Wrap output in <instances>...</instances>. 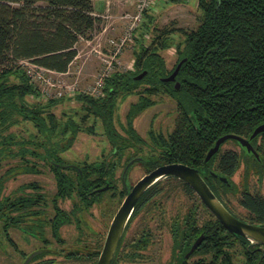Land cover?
Returning <instances> with one entry per match:
<instances>
[{"label":"trees","instance_id":"1","mask_svg":"<svg viewBox=\"0 0 264 264\" xmlns=\"http://www.w3.org/2000/svg\"><path fill=\"white\" fill-rule=\"evenodd\" d=\"M39 1L0 0V159L10 156L21 162L0 175V232L4 239L17 250L9 234L10 227H20L27 219L39 221L46 203L41 186L34 181L21 184L19 194H2L5 182L18 171L36 173L42 165L52 172L56 190L51 198L53 213L46 220L52 237L59 242L62 241L60 228L74 220L79 222V214L99 203L104 193L109 192L111 198L124 196L125 190L117 186L120 163L115 158L84 162L76 167L61 155L72 146L80 131L94 133L97 120L110 143L109 154L119 160L132 149L122 167L139 154L146 171L171 162L197 168L217 198L239 217L222 199V194L236 190L231 178L239 167L240 156L232 149L222 151L220 147L207 163L204 158L218 137L228 133L248 137L264 122V0H197L198 24L191 29L158 28L150 24L151 20L143 22L140 26L143 30L134 38L137 45L133 50V68L110 72L103 78L98 94L69 95L79 104L80 111L75 110L64 119H58L51 107L66 97L60 95L41 102V93L22 61L58 73L66 72L77 55L75 44L89 38L97 26L100 1L44 0V4ZM149 30L150 40L145 42L144 35ZM173 33L182 35L183 40L176 43L177 58L168 69L160 51L172 46ZM182 58L185 60L175 77L179 83L176 88L173 82L162 78ZM144 70V76L135 80ZM10 76L17 81L10 82ZM130 94H136L137 100L129 105L121 133L114 123L115 110L118 100ZM159 94L175 100L176 117L167 134L150 127L147 142L135 130L133 121L154 103L151 96ZM26 96L36 101L29 104ZM17 116L31 122L37 133L30 134L28 139H17L13 132H8L17 123ZM257 140L255 137L253 144ZM260 141L256 149L262 154L261 162L250 161L264 172V133L260 134ZM143 146L147 147L145 154L140 152ZM252 165H247L242 174L244 181L238 203L246 210V217L239 218L264 225V192L248 189L247 171ZM213 173L226 176L232 187L222 185ZM163 179L178 181L188 196L200 202L183 180L172 175ZM258 179L264 181V174H258ZM160 181L148 187L138 202H150L158 194ZM106 184V190L96 191ZM26 188L31 191L25 192ZM66 198L73 201L69 210L58 205L59 199ZM200 206L208 215L201 227L195 221L194 210L184 215L182 223L176 220L172 225L176 261L185 264V252L193 238L202 233L203 241L190 256L202 257L190 264H232L230 249L236 243L242 248L244 264H264V245L260 249L248 239L229 233L203 204Z\"/></svg>","mask_w":264,"mask_h":264},{"label":"rangeland","instance_id":"2","mask_svg":"<svg viewBox=\"0 0 264 264\" xmlns=\"http://www.w3.org/2000/svg\"><path fill=\"white\" fill-rule=\"evenodd\" d=\"M95 1V0H93ZM97 16L99 21L95 29L91 32L89 38H82L76 44L77 55L69 65V68L64 73H58L51 70H45L41 73L42 78L38 77V71L33 64L27 61H22L24 69L31 77V81L37 86L41 93V102L50 97H59L64 95L66 98L58 102L54 107H51L52 112L58 119H64L68 114L79 109V104L68 96L75 92H85L91 94L100 93V86L97 85L99 76L102 73L116 71H124L132 69L133 66V50L136 47L135 37H139L141 24L151 20L152 25L162 28L164 26L183 27L185 29L195 28L198 24L197 17L199 10L197 8V0H150L147 4L145 13L142 11L138 20L133 22V33L126 36V40L122 44L119 52L113 57L111 66L106 60L110 58L114 51V46L111 40L120 41L127 31L129 24L132 22L130 15L135 14L136 4L138 0H99ZM44 0L39 1V4H44ZM136 30V31H135ZM151 30L144 35L145 42L150 40ZM172 46L166 50L160 51L166 67L172 68L176 61L177 54L175 45L182 42L183 36L178 33L172 35ZM10 82H16L17 79L13 76L9 77ZM154 103L136 116L133 121L135 130L144 139L148 140L147 131L150 127L154 131L162 134H167L173 127L176 117L175 100L166 95L159 94L151 96ZM29 104L34 103L36 99L31 96H26ZM137 100L136 94H130L124 98H120L117 102L114 123L117 130L123 133L125 123V114L128 111L129 105ZM77 118V117H75ZM92 119L89 120V123ZM8 132H13L17 139H28L30 134L37 133L32 123L21 119L17 116V123L12 125ZM29 146V144H26ZM110 143L102 133L100 121H96L94 133L80 131L72 146L64 151L61 155L68 164L81 165L84 162L98 161L103 158H115L118 161V169L116 174H120L125 160L126 154L132 149L125 152L124 156L119 160L116 156L109 154ZM224 149H239V146L233 141L225 142L222 147ZM147 147L143 146L141 153H147ZM138 156H140L138 154ZM20 159L17 157L6 156L0 159V175L8 168L18 166ZM77 167V166H76ZM243 165L232 176V180L236 184V190L227 191L222 194V199L227 203L228 207L239 217H246V210L238 203V196L243 188L242 172ZM146 170L140 162H135L128 171L127 181L129 184H134L140 179ZM37 182L41 186V191L44 193L46 203L43 205L42 226L44 237L47 239L49 249L61 251V254H55L56 264H88L89 261L73 260L60 257L67 251L72 249L85 251H93L98 249L103 243L105 234L110 225V222L120 206L123 198L118 195L111 198L109 192L103 194L101 201L93 205L86 211L79 214V222L72 221L64 224L60 228V234L63 242H56L50 233L46 219L52 215L51 198L56 190V182L52 172L46 166H40L39 171L20 172L14 177L9 178L2 189L3 195L19 194V186L28 182ZM118 188L121 183H117ZM158 194L150 201L143 210L130 223L129 230L125 240H129L134 233L143 224H149V229H152L153 239L148 252V259L141 262H125L120 264H163L167 260L171 250L170 225L174 221H181L182 217L189 210H194V214L199 224L206 221L208 215L204 209L198 204V200L188 196L180 183L175 180L161 179ZM248 189L250 191L264 192V181L258 179L256 174H251L248 178ZM31 191L26 188L25 192ZM73 201L71 198L64 200L59 199L58 205L69 210L72 207ZM10 236L15 241L18 249L23 252L14 250V248L4 239L0 232V264H22L30 252L38 249L44 243L29 234L22 231L20 228H10ZM232 264H244L245 257L241 246L236 243L230 249ZM52 256V255H51ZM197 256L190 257L188 263L196 259Z\"/></svg>","mask_w":264,"mask_h":264},{"label":"water","instance_id":"3","mask_svg":"<svg viewBox=\"0 0 264 264\" xmlns=\"http://www.w3.org/2000/svg\"><path fill=\"white\" fill-rule=\"evenodd\" d=\"M184 60L185 58H182L175 66L174 70L168 76L162 78V81H172L174 82L175 87L179 88V83L175 80V77L181 63ZM145 73V70L142 71L136 75L134 79H141ZM262 132H264V122L258 124L248 137H243L232 133L224 134L218 137L215 140L213 146L206 153L204 163H207L219 150L220 146L227 140H234L241 147H243L245 151H252L254 154H256L254 148L251 145V140ZM138 160H140V157L133 158L125 164L122 170V182L124 186H126L125 178L128 170L131 168L132 163ZM168 175L175 176L187 183L188 186H190V188L195 192L200 201L205 205L208 211L223 225V227L229 233L248 239L252 244H257L260 246L264 245V225L251 223L233 215L213 193L197 168L191 167L184 163L171 162L160 164L151 169L140 179H138L130 189H127V194L123 198L119 208L112 218L103 248L99 254L96 264L112 263L118 242L138 198L154 182ZM213 175L220 180L222 185L232 187L231 182L226 176L218 175L216 173H213ZM107 187L108 184L97 188L96 191H103L107 189ZM202 239L203 235H199L196 238L186 256L189 255L201 243ZM262 255L264 256V252ZM30 257L31 256H29L27 259Z\"/></svg>","mask_w":264,"mask_h":264},{"label":"flooded vegetation","instance_id":"4","mask_svg":"<svg viewBox=\"0 0 264 264\" xmlns=\"http://www.w3.org/2000/svg\"><path fill=\"white\" fill-rule=\"evenodd\" d=\"M172 82V81H171ZM174 83V82H173ZM263 123V122H262ZM264 133V132H262ZM261 134V133H260ZM260 134H258L256 137H258V140L256 142V144H253L252 139L251 140V145L252 147L254 148L256 154H254L252 151H245V149L243 147H241L236 141L234 140H229V141H233L235 144H237L239 146V149L238 151L237 150H234L236 151V153L240 156V162H239V167L240 165H243V172L242 174H244V168H246V166H250L253 164L252 159H256L258 162H261V153L256 149V146L260 144ZM226 142V141H225ZM224 142V143H225ZM223 143V144H224ZM222 144V145H223ZM222 145L220 147H222ZM220 149V148H219ZM222 150V149H221ZM223 151V150H222ZM218 152V151H217ZM140 157V160H138L137 162H140L142 164V162L144 161L143 160V157L140 155H135L133 156L131 159L133 158H138ZM130 159V160H131ZM128 160V161H130ZM127 161V162H128ZM126 162V163H127ZM136 161H134L132 163V165L135 163ZM125 163V164H126ZM124 164V166H125ZM73 165V164H72ZM131 165V166H132ZM75 166V165H74ZM124 166L122 168H124ZM238 167V169H239ZM145 168V167H144ZM237 169V170H238ZM123 170V169H122ZM122 170L120 172V174H116V177L120 180L119 182L121 183V186H122V189L125 190V194L122 198L125 197V195L127 194V189H130L131 186L133 184H129L128 183V179H127V174H126V178H125V181H126V186H124L123 182H122ZM146 170V169H145ZM236 170V171H237ZM129 171V170H128ZM150 171V170H149ZM149 171H146L149 172ZM235 171V172H236ZM235 174V173H234ZM233 174V175H234ZM247 174H248V178L250 177L251 174H256L257 177H258V174H264L263 171L259 170L256 166H254V164L250 167L249 171H247ZM243 176V175H242ZM166 177V176H165ZM164 177L160 178V179H163ZM244 181V179H242ZM231 181L234 183V181L232 180L231 178ZM231 182V184H232ZM155 183V182H154ZM153 183V184H154ZM235 184V183H234ZM236 186V185H235ZM106 190V189H105ZM264 190V189H263ZM104 191V190H103ZM144 193V192H143ZM142 193V194H143ZM195 193V192H194ZM141 194V196H142ZM11 195V194H9ZM140 196V197H141ZM197 196V195H196ZM140 197L138 198L137 202L135 203L134 205V209L132 210L131 214L129 215V218L127 220V223L124 227V230L122 232V235L120 237V240L118 242V245H117V248H116V251H115V254H114V258H113V261L111 264H120L122 261H125V262H141L142 260H144L145 258L148 259V252H149V249H150V246L152 244V239H153V233H152V229H149V224H143L139 227V229L134 233V236H132L129 240H125L126 236H127V232L129 230V226H130V223L133 221V219L143 210V208L146 206V204L148 203H139V199ZM153 199V198H152ZM200 200V199H199ZM203 204L201 201L198 203L199 205ZM98 204V203H96ZM95 205V204H94ZM93 206V205H92ZM91 206V207H92ZM203 206H205L203 204ZM119 208V207H118ZM206 208V207H205ZM208 210V209H207ZM191 211V210H189ZM116 213V212H115ZM188 213V212H186ZM186 213L184 215H186ZM185 216L182 217L181 219V223L183 222V218ZM196 217V216H195ZM239 218V217H238ZM241 219V218H240ZM39 220V219H38ZM42 216H41V219L39 221L37 220H31V219H27L25 220L21 225L20 227H10V228H20L22 231H24L25 233L29 234L30 236L36 238V239H39L41 240L44 244L39 247L38 249L36 250H33L32 252H30L28 254V256L26 258H24L25 260L23 261L22 264H56V260H55V254H61L62 252L61 251H53L51 249H49L48 245L46 244L47 243V239L44 237V231H43V226H42ZM75 222H77L76 220H74ZM112 221V220H111ZM195 221L198 225V227H201L203 225V223L205 221H203L201 224L198 223L197 221V218H195ZM47 224L49 223V220H46ZM180 222V221H178ZM111 223V222H110ZM174 223V222H173ZM33 224L34 228H30V225ZM172 225H170V237H171V250H170V254L167 258L166 261L163 262V264H181L179 261H176L174 259V251H173V230H172ZM41 226V227H40ZM49 226V225H48ZM110 226V225H109ZM185 226V224H184ZM50 229V227H49ZM109 229V227H108ZM108 229H107V232H108ZM60 232V230H59ZM50 233H51V230H50ZM10 234V233H9ZM106 235L107 233L105 234V238H106ZM199 235H203L202 233L198 234L195 238H193L192 242H191V245H190V248L192 246V244L194 243V241L196 240V238L199 236ZM61 236V234H60ZM52 237V235H51ZM12 238V237H11ZM53 238V237H52ZM105 238L103 240V243L100 244L99 248L98 249H95L93 251H90V250H85V251H79V250H70V251H67L65 252L64 254H62L60 257H63L66 258V259H73V260H87L89 261L88 264H96L97 260H98V257H99V254L103 248V244H104V241H105ZM56 242H59L57 241L55 238H53ZM62 239V237H61ZM203 239H204V236H203ZM202 239V241H203ZM201 241V242H202ZM15 242V241H14ZM63 242V240L61 241ZM200 245V244H199ZM198 245V246H199ZM197 246V247H198ZM263 246V245H262ZM262 246H258V248H263ZM13 247V246H12ZM196 247V248H197ZM18 248V247H17ZM189 248V249H190ZM195 248V249H196ZM189 249L185 252L184 254V259H185V264H190L188 263V260L190 259V256L192 255V253L194 252V250L186 256L187 252L189 251ZM16 250V249H14ZM16 251H20L19 249H17ZM21 252V251H20ZM23 253V252H21ZM52 255V256H51ZM54 255V256H53ZM177 256H179L178 254H176ZM29 256H31L29 259H27ZM193 256H197V258H200L202 257L201 255H198V254H195ZM192 256V257H193ZM196 258V259H197ZM195 260V259H194Z\"/></svg>","mask_w":264,"mask_h":264},{"label":"built area","instance_id":"5","mask_svg":"<svg viewBox=\"0 0 264 264\" xmlns=\"http://www.w3.org/2000/svg\"><path fill=\"white\" fill-rule=\"evenodd\" d=\"M149 1H150V0H138V1H137V4H136L137 7H136V12H135V14L129 16V18H130V20H131L132 22L129 24V26H128V28H127V31H126V33H125V36H124L120 41H118V42L115 41V40H111V44L114 46L115 49H114L112 55L110 56V58H108V60H106V62H107V64H108V65L106 66V69H108V68L111 66V63H112L113 57H115L116 54L119 52V49L121 48L122 44H123L124 41L126 40V36L130 35V33H131V31H132V29H133V22H134L135 20H138V19H139L141 12L143 11V9H145L146 4H147ZM33 67H35V68L38 70V71H36V74H37V76L40 77V78H42L41 73H42L43 71H45V70L47 71V69H45V68H43V67H41V66H37V65H34V64H33ZM107 75H108V72L102 73L101 76H99V78H98L97 85H99V86L101 87L102 82H103V78H104L105 76H107Z\"/></svg>","mask_w":264,"mask_h":264}]
</instances>
